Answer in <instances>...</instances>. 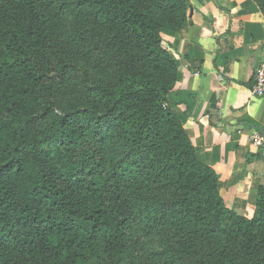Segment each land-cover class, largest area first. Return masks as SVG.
Returning a JSON list of instances; mask_svg holds the SVG:
<instances>
[{"label":"trees","instance_id":"16d2710c","mask_svg":"<svg viewBox=\"0 0 264 264\" xmlns=\"http://www.w3.org/2000/svg\"><path fill=\"white\" fill-rule=\"evenodd\" d=\"M188 6L0 0V264H264L169 106Z\"/></svg>","mask_w":264,"mask_h":264},{"label":"crops","instance_id":"0c3cea01","mask_svg":"<svg viewBox=\"0 0 264 264\" xmlns=\"http://www.w3.org/2000/svg\"><path fill=\"white\" fill-rule=\"evenodd\" d=\"M177 63L169 106L180 119L198 160L218 174L226 207L246 218L264 187V96L251 93L264 59V16L253 0H189L176 33H161Z\"/></svg>","mask_w":264,"mask_h":264},{"label":"built area","instance_id":"2783aa9c","mask_svg":"<svg viewBox=\"0 0 264 264\" xmlns=\"http://www.w3.org/2000/svg\"><path fill=\"white\" fill-rule=\"evenodd\" d=\"M251 93L255 97L264 96V59L259 62V65L255 69ZM252 140L253 144L257 147L264 145V139L260 136H253Z\"/></svg>","mask_w":264,"mask_h":264}]
</instances>
